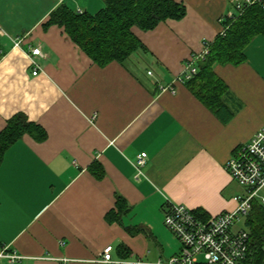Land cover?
Segmentation results:
<instances>
[{"label": "crops", "instance_id": "1", "mask_svg": "<svg viewBox=\"0 0 264 264\" xmlns=\"http://www.w3.org/2000/svg\"><path fill=\"white\" fill-rule=\"evenodd\" d=\"M177 1L181 19L132 28L145 49L100 65L63 27L45 23L62 4L94 15L102 0H0V132L16 113L46 132L42 141L23 135L0 164V251L22 256L0 264L164 260L180 247L164 224L167 199L203 219L235 209L242 189L225 163L264 127V35L246 45L244 62L213 66L233 113L223 122L177 77L245 0Z\"/></svg>", "mask_w": 264, "mask_h": 264}, {"label": "trees", "instance_id": "2", "mask_svg": "<svg viewBox=\"0 0 264 264\" xmlns=\"http://www.w3.org/2000/svg\"><path fill=\"white\" fill-rule=\"evenodd\" d=\"M104 6L96 14L74 11L65 4L53 10L45 26L63 27L72 40L96 63L106 65L111 61L124 63L133 53L145 49L132 32L133 27L147 31L167 19H181L186 8L177 0H102ZM264 0L247 7L234 21H226L224 34L207 44L204 60L198 61L197 73L185 82L221 121L233 115L222 102L227 86L214 73L219 64L238 65L245 60L244 48L258 34L264 35ZM37 141L46 138L39 124L29 121L23 113L7 120L0 132V164L6 150L23 135ZM249 230L247 264H264V205L255 202L246 219Z\"/></svg>", "mask_w": 264, "mask_h": 264}, {"label": "built area", "instance_id": "3", "mask_svg": "<svg viewBox=\"0 0 264 264\" xmlns=\"http://www.w3.org/2000/svg\"><path fill=\"white\" fill-rule=\"evenodd\" d=\"M261 0H245L237 3L239 13ZM264 5V2H262ZM80 11V10H78ZM227 26L220 34H224ZM19 41L14 45L18 46ZM1 52V51H0ZM208 46L197 56L192 55L185 61L182 73L177 81L185 83L197 73L198 61L204 60ZM38 47L32 48L27 55L33 65V75L40 70V65L33 59L40 56ZM152 75V71H147ZM175 93L174 88L160 85L161 90L168 89ZM147 155L140 153L133 166L139 176H144L143 168L146 165ZM225 168L231 178L241 187L242 192L234 196L237 205L233 210H225L205 219L184 204L166 200L164 224L179 241L178 251L164 260L155 262L138 261L137 264H247L249 248V230L246 219L258 202L264 205V196L260 191L264 188V127H261L246 142L239 144L225 163ZM112 246H107L102 253V261L110 262ZM22 256L15 251H0V260L15 262Z\"/></svg>", "mask_w": 264, "mask_h": 264}, {"label": "rangeland", "instance_id": "4", "mask_svg": "<svg viewBox=\"0 0 264 264\" xmlns=\"http://www.w3.org/2000/svg\"><path fill=\"white\" fill-rule=\"evenodd\" d=\"M260 194L264 196V188L260 191Z\"/></svg>", "mask_w": 264, "mask_h": 264}]
</instances>
